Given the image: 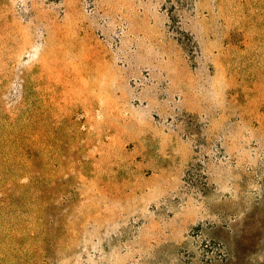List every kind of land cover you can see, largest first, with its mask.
<instances>
[{
    "label": "rangeland",
    "instance_id": "374dc122",
    "mask_svg": "<svg viewBox=\"0 0 264 264\" xmlns=\"http://www.w3.org/2000/svg\"><path fill=\"white\" fill-rule=\"evenodd\" d=\"M0 264H264V0H0Z\"/></svg>",
    "mask_w": 264,
    "mask_h": 264
}]
</instances>
